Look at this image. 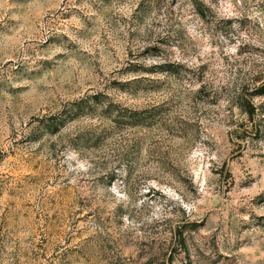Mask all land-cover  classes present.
Masks as SVG:
<instances>
[{
	"label": "rangeland",
	"instance_id": "1",
	"mask_svg": "<svg viewBox=\"0 0 264 264\" xmlns=\"http://www.w3.org/2000/svg\"><path fill=\"white\" fill-rule=\"evenodd\" d=\"M0 264H264V0H0Z\"/></svg>",
	"mask_w": 264,
	"mask_h": 264
},
{
	"label": "trees",
	"instance_id": "2",
	"mask_svg": "<svg viewBox=\"0 0 264 264\" xmlns=\"http://www.w3.org/2000/svg\"><path fill=\"white\" fill-rule=\"evenodd\" d=\"M134 116H136V115H134ZM134 116H133V117H134Z\"/></svg>",
	"mask_w": 264,
	"mask_h": 264
}]
</instances>
